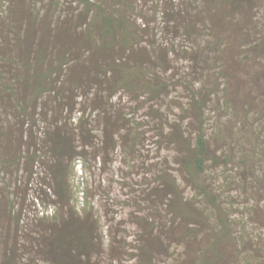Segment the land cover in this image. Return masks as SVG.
I'll list each match as a JSON object with an SVG mask.
<instances>
[{
    "label": "trees",
    "instance_id": "16d2710c",
    "mask_svg": "<svg viewBox=\"0 0 264 264\" xmlns=\"http://www.w3.org/2000/svg\"><path fill=\"white\" fill-rule=\"evenodd\" d=\"M81 2L83 13L55 32L52 39L44 37L38 42L36 35L32 39L29 32L24 36L18 33L16 48L0 57V68L5 70H0V183L7 184L4 153L8 156L15 149L10 138L14 125L9 120L14 119L17 126L38 120L40 114L45 115L50 101L65 104L73 88L79 89L94 73L96 86L93 90L83 87L78 97L81 102L92 95L108 101L104 115L99 114L105 117L104 129L114 131L116 136L109 139L113 153L123 157L119 169L129 185L128 198L140 207V226L133 235L135 248L140 251L138 257L148 264H166L160 256L168 253L170 264H222V240L241 244L256 238L253 230H259L255 225L249 231L250 224L236 221V209H231L239 204L234 191L248 204L264 196V124L259 127L250 117L252 100L245 113L235 111L233 102L234 93L241 92L252 80L264 83V66L258 69L259 75L252 74V79L242 84L237 69L252 57L257 64L264 59V0ZM53 3L58 9L60 3ZM184 14L187 23L181 24L177 19ZM69 18L67 15L63 21ZM176 22L180 29L171 30L170 24ZM230 59L237 61L232 63ZM189 67L203 71L190 75ZM126 93L132 105L123 103ZM117 96L126 111L113 106ZM252 98L256 100L257 96ZM213 109H219L220 117L214 112L210 133L207 114ZM82 111L76 125L80 138L75 156L85 160L86 148L97 145L83 140L90 121L87 114L97 110ZM244 127L249 138L242 132ZM44 136L55 143L48 153L55 160L53 173L61 177L62 160L73 155L69 150L71 137L58 129L44 131ZM211 138L221 143L216 160L209 157ZM5 141L4 148L1 143ZM37 154L38 160L42 159L43 155ZM210 162L221 166L219 172L209 174L211 179L208 173L214 169H210ZM75 167L69 176L74 175ZM76 187H70L69 195L75 204L74 216L60 217L61 223L50 228L54 231L55 238L50 241L54 246H46L61 255L62 264H93L94 248L99 252L109 236L99 209L87 196L88 187ZM78 189L87 200L80 201ZM13 214L16 218L15 210ZM214 217L218 219L216 224ZM45 219L59 220L58 215ZM178 222L188 229L184 235L186 246L175 237ZM210 234L215 238L206 244L204 238ZM191 244V252L184 250ZM193 251L196 253L191 254ZM240 255L234 264H264L262 248L245 247ZM184 256L187 260L178 263Z\"/></svg>",
    "mask_w": 264,
    "mask_h": 264
},
{
    "label": "rangeland",
    "instance_id": "374dc122",
    "mask_svg": "<svg viewBox=\"0 0 264 264\" xmlns=\"http://www.w3.org/2000/svg\"><path fill=\"white\" fill-rule=\"evenodd\" d=\"M81 1L83 0H1L0 46L4 47V51L0 50V57L3 52H6V54L13 52L12 47L16 48L15 39L18 33L24 36L29 32L32 39L36 35L34 39L38 42H41L44 37H51L52 39L55 32L63 30L68 23H73L83 13ZM53 2L60 3L58 9ZM67 15L70 18L67 21H63ZM148 15L146 14L148 18L151 17L150 14ZM185 16L184 14V17L177 20L181 21V24L187 23ZM177 23L170 24L171 30L173 28L180 29V24L178 25ZM54 24L57 25L56 28ZM200 25V22H198L199 30H201ZM33 29H36V31ZM102 61L100 60V62ZM230 61L234 63L237 60L230 59ZM259 63L257 64V61L252 57L244 64L238 65L237 69L240 71L239 81L241 84L247 82V78L252 79V74H260L258 69L264 66V59ZM0 70L5 71L1 68ZM200 71H203L200 67L195 69L189 67L190 75ZM86 78V81L79 89L73 88L74 93L65 104L57 105L56 103L54 104V101H50L45 115L40 114L38 120L26 123L24 126H17L14 119L9 120L14 125L13 135L10 138L15 143V149L11 152L7 151L8 156L6 151L4 153L7 160L4 165L6 173L4 179L7 184L0 183V264H62L63 258L60 257L61 255L52 251L53 248L50 251L46 245H51L50 241L55 238L53 237L54 231L52 232L50 228L61 223L62 219L60 217L62 216V218L66 219L69 215L74 216L75 204L69 198L70 187H73L74 184L77 186L76 189L88 187L89 191L87 192H89V195L87 194V196L99 209L98 214L101 216L104 231L109 236L106 245L102 246L103 248H100L99 252L94 248L97 255L93 254L92 263H149L147 260L142 261L138 257L140 251L135 248L136 242H133L135 239L133 235L140 226L137 219L140 207L137 206L136 200L128 198L127 190L129 185L123 178V170L119 169L122 167L123 157H120V155L118 157L113 153V144L109 139V137H116L113 135L114 131L104 129L105 117L102 111L107 109L108 101L102 96L96 97L92 95L86 101L81 102V98L78 97V94L84 91L83 87L93 90L96 86L94 73ZM255 82L256 80H252L246 88L241 89V92L234 93L235 101L233 103L236 104L234 110L238 111L241 109L245 113L250 108L248 101L252 100L253 108L249 111L250 117L257 121L256 124H260L259 127H262L264 124V83L257 81V84H255ZM246 91H248L249 96H246ZM253 95L257 96L256 100H253ZM124 99L125 102L123 101V103L133 104L131 103V96L128 97L127 93L124 94ZM118 101L119 96H117L113 106L116 109H120V111H124L127 107ZM139 101L140 103L142 102V100L137 102ZM83 109H88L91 112L97 110L94 114L89 112L87 114V118H90V121L87 122L83 140L87 143L95 141L97 145L93 144L91 148H86L87 158L85 160L78 159L75 156L79 145L77 141L80 138L77 135V119L81 117ZM99 112L103 115L99 114ZM214 112L220 117L219 109L216 111L213 109L207 114L210 133L213 132L212 129L214 128ZM189 114L192 115L193 111L190 110ZM40 118L45 124L41 122ZM66 120L67 122H65ZM56 129L62 134L67 132L69 134L68 137H71V139L69 138L70 142L73 143L72 146H69V150L73 152V155L71 158L68 156L62 160L61 177L58 178H56L52 169V163L55 160L48 153L50 146L53 147L55 143L53 140L46 141L44 136V131L53 132ZM246 129L247 127H244L242 132L249 138V131H246ZM75 137L76 140L74 141ZM43 143H45L44 146ZM6 144V141L1 143L4 148ZM34 145H39V147L36 148ZM220 146L221 143L216 138H211L210 158L216 160L217 157H220ZM41 147L44 148L43 152L40 150ZM37 153L43 155L42 159L38 160ZM129 158L130 155L127 157V161ZM210 163V169H214V171H210L208 177L209 174L212 175L213 172L221 170L219 164ZM73 165H76L74 175L69 176V172L73 171ZM178 167L174 166L175 169ZM177 171L176 173L179 175L180 173ZM78 193L77 196H80V201L87 200L82 190L78 189ZM237 195L236 191H234L236 201L239 203L237 204L238 208L234 207L231 209H236L235 213L238 215H235L236 221L241 219L240 222L249 223V231L255 225L259 230L257 228L253 230L257 234L256 238L250 237L241 244L235 242L236 244L234 245L229 239L222 240V264H234V260H239L240 254H242V250L245 247L264 249V202L262 201L264 196H261L257 202L248 204L246 203L248 200L237 197ZM14 210L17 213L16 218L13 214ZM55 215H58V222H56L57 219H52V221L51 219L49 221L45 219L46 216L54 218ZM93 218L95 217L93 216ZM89 219L93 220L92 216ZM217 220L214 217L213 224H216ZM234 225L236 226L237 223H234ZM177 226L179 227L176 228L175 237L178 238L179 243L186 246L184 235L188 229L182 226L181 222H178ZM234 229L235 232L238 231V227H234ZM214 238L215 236L210 234L209 238H204V242L209 244ZM187 248L184 250H190L191 252L193 244ZM194 253L196 251L191 254ZM167 254H163L160 258L164 257L166 264H170L167 262L169 260ZM153 258H150V262ZM182 259L187 260V256L178 259V263Z\"/></svg>",
    "mask_w": 264,
    "mask_h": 264
}]
</instances>
